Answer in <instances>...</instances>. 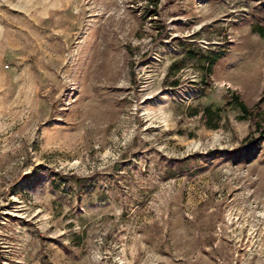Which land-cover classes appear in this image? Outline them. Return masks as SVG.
I'll return each instance as SVG.
<instances>
[{"label":"rangeland","instance_id":"obj_1","mask_svg":"<svg viewBox=\"0 0 264 264\" xmlns=\"http://www.w3.org/2000/svg\"><path fill=\"white\" fill-rule=\"evenodd\" d=\"M0 264H264V0H0Z\"/></svg>","mask_w":264,"mask_h":264},{"label":"trees","instance_id":"obj_2","mask_svg":"<svg viewBox=\"0 0 264 264\" xmlns=\"http://www.w3.org/2000/svg\"><path fill=\"white\" fill-rule=\"evenodd\" d=\"M234 101L244 115H249V110L246 109L245 105L241 101L237 100L236 97H234Z\"/></svg>","mask_w":264,"mask_h":264}]
</instances>
